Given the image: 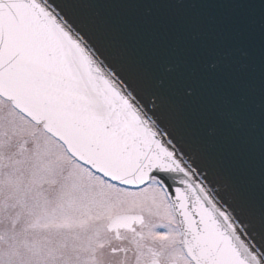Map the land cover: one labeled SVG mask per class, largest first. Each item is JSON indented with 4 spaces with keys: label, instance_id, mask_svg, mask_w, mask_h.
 I'll return each instance as SVG.
<instances>
[{
    "label": "snow or ice",
    "instance_id": "1",
    "mask_svg": "<svg viewBox=\"0 0 264 264\" xmlns=\"http://www.w3.org/2000/svg\"><path fill=\"white\" fill-rule=\"evenodd\" d=\"M112 2L0 0V264H264V39L257 184L217 154L230 113L201 134V94L131 70ZM192 55L214 82L232 54Z\"/></svg>",
    "mask_w": 264,
    "mask_h": 264
},
{
    "label": "water",
    "instance_id": "2",
    "mask_svg": "<svg viewBox=\"0 0 264 264\" xmlns=\"http://www.w3.org/2000/svg\"><path fill=\"white\" fill-rule=\"evenodd\" d=\"M90 11L99 13L98 18L113 28L132 71L141 78H163L172 84L167 104L175 106L179 89L184 87L201 94L196 105L209 116L196 129L201 134L212 129L218 113L231 114V121L220 124L217 154L246 171L258 184L264 39L259 0H114L95 5ZM198 45H218L231 52V61L217 81L209 80L208 65L192 55ZM244 50L248 55L242 58ZM177 72L179 84L173 79ZM227 178V173L220 177Z\"/></svg>",
    "mask_w": 264,
    "mask_h": 264
}]
</instances>
